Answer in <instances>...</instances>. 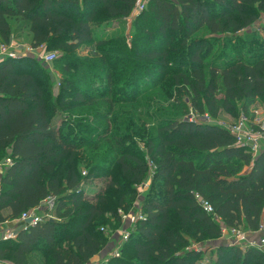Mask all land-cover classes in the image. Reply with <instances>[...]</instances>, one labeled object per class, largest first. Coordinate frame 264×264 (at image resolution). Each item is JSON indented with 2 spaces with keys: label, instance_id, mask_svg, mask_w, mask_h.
Masks as SVG:
<instances>
[{
  "label": "trees",
  "instance_id": "obj_1",
  "mask_svg": "<svg viewBox=\"0 0 264 264\" xmlns=\"http://www.w3.org/2000/svg\"><path fill=\"white\" fill-rule=\"evenodd\" d=\"M136 1L0 0V43L25 34L33 48L63 53L53 61L60 68L56 97L46 63L34 54L0 61V163L12 159L0 175V223L55 196V219L42 218L14 240H0V261L29 264L30 254L42 248L45 264H87L108 246L97 221L113 212L106 207L109 194L96 202L85 195L77 152L95 146L101 136L97 115L89 113L99 92H117L118 85L132 91L146 72L156 79L151 89L161 80L168 88L162 97L173 103L153 116L154 136L145 138V153L118 139L119 176L107 188L121 193L118 203L150 179L159 192L141 198V219L127 220L124 254L98 264H202L207 250V264H264L261 251H241L218 239L222 226L254 232L264 222V151L252 156L214 121L219 110L237 118L257 103L264 109V38L255 40L259 51L252 58L210 68L206 63L218 43L212 38L253 25L264 13V0H148L132 21L129 47L124 35L94 32V24L129 16ZM260 29L264 34V24ZM87 43H94L93 52L74 57ZM219 74L223 88L217 98ZM188 112L207 114L209 121H190ZM96 168L89 167L86 178ZM196 195L213 213L203 210ZM199 242L210 246L190 248Z\"/></svg>",
  "mask_w": 264,
  "mask_h": 264
},
{
  "label": "rangeland",
  "instance_id": "obj_2",
  "mask_svg": "<svg viewBox=\"0 0 264 264\" xmlns=\"http://www.w3.org/2000/svg\"><path fill=\"white\" fill-rule=\"evenodd\" d=\"M134 14L136 15L127 19L122 18L111 20L107 24V26H103V24L101 23L99 25L94 24L93 30L95 33H101L99 32L100 30L104 31L103 33H105L108 38L124 35V37L126 38V43L129 47L130 37L133 31L132 21L139 13L135 11ZM261 25L262 24L255 21L253 25L247 27L246 29H243L242 31L215 35L212 40H216L218 41V43L211 51L209 57L206 60L209 68L211 66V63L222 65L223 63L235 61L238 57L247 59L255 56L259 51L258 46L255 44V40L264 38V34L260 29ZM202 34L207 35L204 32ZM17 39V42L27 44L25 34ZM106 43L109 44L111 42ZM44 48L48 51H56V58H60L63 54L62 51L57 49H49L45 46ZM93 50L94 43L82 44L80 48H78L77 52L74 53V57L83 59L85 56L90 55ZM144 63L147 62L145 61ZM44 68L45 77L49 79L51 83V92L53 96L56 97L59 91L57 79L60 76V68L59 66L54 65L53 62L50 64H46ZM209 68L206 67L204 69V74L202 77L203 79L205 76V79L207 80ZM155 80L148 76L146 72H144L138 79V83L136 82L135 85H131V88H134L132 89V91L129 90L130 86H127L124 89L123 85H118L117 92H115V90L108 93L105 90H101L99 92L100 96H98V98L94 101V107L90 108V115H97V119L101 123V128H99L98 131L101 136L99 138H96L95 146L91 145L77 152V173L81 181V185H83L85 195L92 198L93 201L96 202L97 197H101V195L104 193L107 195L109 194L106 200V207H110V209H113V212H105L103 214L102 219L106 221H97V228L99 229L98 231L101 232L100 228H104V232L101 233L102 236L107 240L106 243L109 245L107 247H104V249L99 251L98 254L94 256L95 259H97V263L105 259L107 260V258L112 255V250L114 249L112 247L113 245H115V242L111 240L114 239L113 237H118L117 233L120 229L128 228L130 226V224H128V221L125 222L121 218V215L125 213L128 218L127 220L132 223V220L136 219V212L138 210L139 201L141 200V198L145 194L147 195L150 192L155 193V195H157V193L159 192L158 186H151L153 180L150 179L143 191L138 190L136 192V190H133L134 188H131L132 190L130 191V195L134 193V197L131 198L126 195L124 200L121 203H118V197L121 193H115L114 189L116 188H107L108 182L116 180L119 176L117 165L114 162L118 157V154L115 151H117L118 149L121 150V147H123L122 145H120L121 142L127 145V147H133L132 151L145 153V138L148 135L152 137L154 136V124L157 120H155L153 116L158 113L162 107L168 109L173 103L172 98L170 100H167L166 98L162 97L165 90L168 88L167 86H160L159 83L161 82V80L159 81L157 86H155L156 88L153 87V89H151L150 85L151 83H154ZM217 86L218 90L216 97L220 98L223 88L221 84V74H219L218 76ZM121 88L124 89V91L118 90ZM174 88L175 87H173L172 89ZM127 89L128 91H126ZM126 97L127 99L123 100ZM121 99L123 100V102H120ZM177 99H181V97L178 96ZM181 101L185 102L187 101V99ZM181 101L179 103L180 107H182ZM255 107L262 108V106L258 103L255 105ZM185 108L187 109V111L190 108V105L187 102L185 104ZM59 113L62 112L60 111ZM168 113L171 112L166 110V114ZM214 121L222 126L231 125L236 121V117L222 110H219L218 116L216 119H214ZM105 137L108 141H111L110 144L105 143ZM118 139H120L121 142H119ZM93 165L97 167V172L90 179H88L86 178L88 168L92 167ZM112 174H114V176L111 178ZM120 184L121 183H117L116 186L118 188H124L125 190L129 189L128 185L124 186L123 183L121 185ZM136 196L140 197L137 198ZM117 240V246H119V254L120 256H122L124 254L122 252L123 245L121 246L120 238H117ZM199 243L201 244V242ZM208 246H210V242H207L203 246V250H205ZM43 250L41 248V251L38 250L31 253L29 256V264H45L47 262V256ZM208 254L209 250H207L203 255V258L201 259L202 264H207V261L209 260ZM1 264L9 263L8 261L3 260L1 261Z\"/></svg>",
  "mask_w": 264,
  "mask_h": 264
},
{
  "label": "built area",
  "instance_id": "obj_3",
  "mask_svg": "<svg viewBox=\"0 0 264 264\" xmlns=\"http://www.w3.org/2000/svg\"><path fill=\"white\" fill-rule=\"evenodd\" d=\"M147 1L148 0H137L133 7V10L139 13L142 10L146 9ZM257 22L260 24H264V13L260 15V17L257 19ZM30 54H34L37 58H39L46 64L52 63L57 57L56 51H47L45 50L44 46L33 48L30 44H21L15 42L14 40H11L8 44L0 43V61L7 57L17 58L19 56ZM188 119L190 121H209L207 114H205L204 116H199L192 112L189 113ZM224 127L234 137L235 145L245 148L249 153H251L252 156L258 155L259 153L264 151L263 108L254 106L249 110L247 114H239L235 122H233L231 125H225ZM11 164L12 159L10 157H6L0 163V170L2 171L3 167L10 166ZM147 183L141 184L139 191H143L147 186ZM196 199L200 202L201 207L206 213H213V208L207 201L200 199V197H198L197 195ZM54 208L55 196L49 195L37 206L22 212L18 217L3 221L2 223H0V240H14L18 232L24 231L29 226L35 225L36 223L41 221L42 218L55 219ZM136 213V219H131L132 222L141 219L142 216L140 212V206L138 207ZM121 218L124 221H127L128 219L125 213L121 215ZM100 230L104 232L103 227H101ZM129 234V231L125 228L119 230V232L117 233V238H120L121 244L129 238ZM117 238L115 240H111L115 242V245H113L112 247L114 248L111 255L113 257L119 256V246H117ZM218 239L223 244L237 246L241 251H245L247 248H254L264 253V223H261L258 230L254 232L244 230L240 226H222L221 234ZM190 248H201L202 250L203 246L198 243V245H191Z\"/></svg>",
  "mask_w": 264,
  "mask_h": 264
},
{
  "label": "crops",
  "instance_id": "obj_4",
  "mask_svg": "<svg viewBox=\"0 0 264 264\" xmlns=\"http://www.w3.org/2000/svg\"><path fill=\"white\" fill-rule=\"evenodd\" d=\"M134 10L132 9V11H131V13H130V15L129 16H127V17H125L126 19L127 18H129V17H133L134 15H136V14H134ZM1 173V172H0ZM7 210L4 212L5 214H7ZM262 223H264L263 221H262ZM91 263H97V259H95V257L93 256L89 261H88V263L87 264H91Z\"/></svg>",
  "mask_w": 264,
  "mask_h": 264
}]
</instances>
